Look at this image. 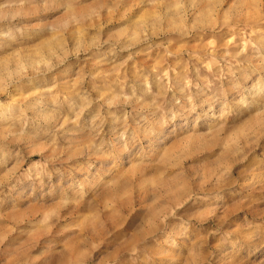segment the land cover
Listing matches in <instances>:
<instances>
[{
  "label": "rangeland",
  "instance_id": "obj_1",
  "mask_svg": "<svg viewBox=\"0 0 264 264\" xmlns=\"http://www.w3.org/2000/svg\"><path fill=\"white\" fill-rule=\"evenodd\" d=\"M0 264H264V0H0Z\"/></svg>",
  "mask_w": 264,
  "mask_h": 264
}]
</instances>
